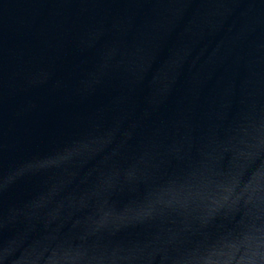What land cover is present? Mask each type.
<instances>
[{
    "label": "water",
    "instance_id": "obj_1",
    "mask_svg": "<svg viewBox=\"0 0 264 264\" xmlns=\"http://www.w3.org/2000/svg\"><path fill=\"white\" fill-rule=\"evenodd\" d=\"M0 264H264V0H0Z\"/></svg>",
    "mask_w": 264,
    "mask_h": 264
}]
</instances>
